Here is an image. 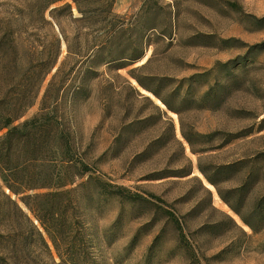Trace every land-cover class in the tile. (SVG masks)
I'll use <instances>...</instances> for the list:
<instances>
[{
  "label": "rangeland",
  "instance_id": "rangeland-1",
  "mask_svg": "<svg viewBox=\"0 0 264 264\" xmlns=\"http://www.w3.org/2000/svg\"><path fill=\"white\" fill-rule=\"evenodd\" d=\"M22 3L0 0V95L13 61L23 73L32 47L51 42ZM113 12L131 19L117 42L147 43L144 56L68 81L49 109L63 133L47 140L69 143L78 161L58 166L80 189L85 229L60 244L61 260L0 194V264H264V0H116ZM55 72L15 125L41 114ZM32 86L20 75L10 90Z\"/></svg>",
  "mask_w": 264,
  "mask_h": 264
},
{
  "label": "trees",
  "instance_id": "trees-1",
  "mask_svg": "<svg viewBox=\"0 0 264 264\" xmlns=\"http://www.w3.org/2000/svg\"><path fill=\"white\" fill-rule=\"evenodd\" d=\"M21 1L23 3L19 13L29 19L28 26L37 32L48 29L47 35L51 42L42 51H38L36 46L32 47L23 73H19L17 61L9 66L8 73H3L4 76L8 75L10 82L7 83L5 93L0 95V133L6 131L0 137V194L50 252L33 218L40 224L60 259L64 260L60 244L67 242L74 246L77 237L85 229L83 201L79 195L80 189H67L75 184V178L64 179L59 172V161L66 171L78 168V161L71 155L72 146L47 140L63 133L57 127L58 115L49 109L53 104L58 108L68 81L81 75L84 78L96 76V69L102 66L117 71L126 69L142 59L147 43H142L140 49H129L117 42L125 35L131 19L127 15L114 14L116 0ZM63 48L66 55L61 60ZM54 70L56 72L43 96L41 114L15 125L35 101L45 78ZM129 74L139 86L156 96L169 110L176 112L144 80ZM20 75L33 81L32 89L13 94L10 87L15 85ZM58 79L63 83L55 88ZM183 136L192 146L190 139ZM81 165L88 172L85 164ZM200 171L209 183L216 186L205 171ZM126 198L137 201L141 196L129 195ZM21 204L33 218L24 211ZM243 221L255 230L247 221ZM175 222L180 228L176 219Z\"/></svg>",
  "mask_w": 264,
  "mask_h": 264
}]
</instances>
